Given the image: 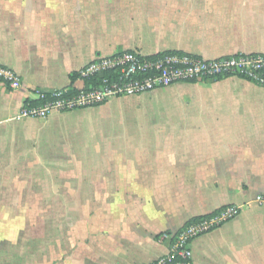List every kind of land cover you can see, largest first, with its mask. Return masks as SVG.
<instances>
[{"label":"crops","instance_id":"0c3cea01","mask_svg":"<svg viewBox=\"0 0 264 264\" xmlns=\"http://www.w3.org/2000/svg\"><path fill=\"white\" fill-rule=\"evenodd\" d=\"M264 52V0H0V264H147L228 206L192 264H264V86L179 82L20 116L98 57Z\"/></svg>","mask_w":264,"mask_h":264},{"label":"built area","instance_id":"2783aa9c","mask_svg":"<svg viewBox=\"0 0 264 264\" xmlns=\"http://www.w3.org/2000/svg\"><path fill=\"white\" fill-rule=\"evenodd\" d=\"M70 87L50 91L36 90L21 107L20 116L45 119L52 111H70L93 107L111 99L136 95L188 81H217L239 77L264 86V52L237 53L218 58H204L185 53L143 55L135 50L98 57L77 71ZM0 79L10 89L21 81L15 73L0 66ZM30 101H41L32 104ZM264 202V195L256 197ZM238 208L228 206L187 223L180 230L160 236L168 252L147 264H192L191 242L235 216ZM178 258V259H176Z\"/></svg>","mask_w":264,"mask_h":264},{"label":"trees","instance_id":"16d2710c","mask_svg":"<svg viewBox=\"0 0 264 264\" xmlns=\"http://www.w3.org/2000/svg\"><path fill=\"white\" fill-rule=\"evenodd\" d=\"M76 76H77L76 73H75L74 75L71 76V79H72L73 82H74ZM0 81H1V79H0ZM71 85H72V84H71ZM71 85L69 86V87H70V91H72V90L74 89ZM30 103H32V104H38V103H41V101H30ZM207 216H208V215H207ZM203 217H205V216L195 217V218L189 220L188 223H189V222H192V221H197V220H199V219H201V218H203ZM176 259H178V258H176Z\"/></svg>","mask_w":264,"mask_h":264}]
</instances>
